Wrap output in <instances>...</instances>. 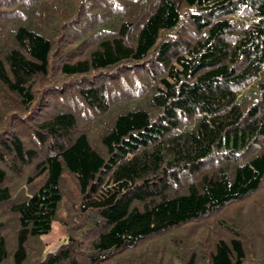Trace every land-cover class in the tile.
Masks as SVG:
<instances>
[{"label":"trees","instance_id":"trees-1","mask_svg":"<svg viewBox=\"0 0 264 264\" xmlns=\"http://www.w3.org/2000/svg\"><path fill=\"white\" fill-rule=\"evenodd\" d=\"M0 264H264V0H0Z\"/></svg>","mask_w":264,"mask_h":264},{"label":"rangeland","instance_id":"rangeland-1","mask_svg":"<svg viewBox=\"0 0 264 264\" xmlns=\"http://www.w3.org/2000/svg\"><path fill=\"white\" fill-rule=\"evenodd\" d=\"M65 240V230L62 224L54 221L51 230L46 234L38 235L34 238L35 251L38 255L44 254L57 244Z\"/></svg>","mask_w":264,"mask_h":264}]
</instances>
